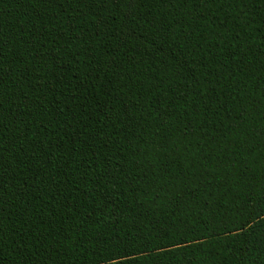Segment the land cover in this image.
Listing matches in <instances>:
<instances>
[{
    "label": "trees",
    "instance_id": "obj_1",
    "mask_svg": "<svg viewBox=\"0 0 264 264\" xmlns=\"http://www.w3.org/2000/svg\"><path fill=\"white\" fill-rule=\"evenodd\" d=\"M0 264H264V0H0Z\"/></svg>",
    "mask_w": 264,
    "mask_h": 264
}]
</instances>
